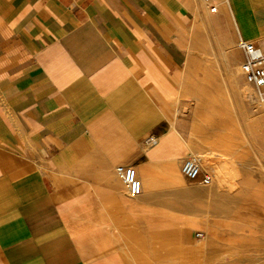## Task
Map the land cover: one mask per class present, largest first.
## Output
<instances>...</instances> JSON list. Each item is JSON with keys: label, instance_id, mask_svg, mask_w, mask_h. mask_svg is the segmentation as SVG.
<instances>
[{"label": "crops", "instance_id": "1", "mask_svg": "<svg viewBox=\"0 0 264 264\" xmlns=\"http://www.w3.org/2000/svg\"><path fill=\"white\" fill-rule=\"evenodd\" d=\"M241 38L264 0H0V264H189L191 97L238 92Z\"/></svg>", "mask_w": 264, "mask_h": 264}, {"label": "rangeland", "instance_id": "2", "mask_svg": "<svg viewBox=\"0 0 264 264\" xmlns=\"http://www.w3.org/2000/svg\"><path fill=\"white\" fill-rule=\"evenodd\" d=\"M235 79L243 83L235 94L220 87L217 95L191 97L187 157L210 151V160L229 162L235 169L227 167V176H235L231 187L220 188L216 175L210 186L199 183L205 217L191 238L189 264H264V105L245 82L241 64ZM181 115L177 107L176 120Z\"/></svg>", "mask_w": 264, "mask_h": 264}, {"label": "built area", "instance_id": "3", "mask_svg": "<svg viewBox=\"0 0 264 264\" xmlns=\"http://www.w3.org/2000/svg\"><path fill=\"white\" fill-rule=\"evenodd\" d=\"M216 9V6L212 7L213 11ZM237 46L243 50L245 55L241 63L242 74L264 105V48L251 40L242 38L237 42ZM154 142H156L155 137H149L146 141L147 144ZM207 154L209 155V152H192L181 167L183 176L203 186H210L215 180V174L206 167ZM116 171L132 195L136 196L142 192V182L134 167L118 165ZM202 235V233H197L196 236L201 237Z\"/></svg>", "mask_w": 264, "mask_h": 264}, {"label": "bare ground", "instance_id": "4", "mask_svg": "<svg viewBox=\"0 0 264 264\" xmlns=\"http://www.w3.org/2000/svg\"><path fill=\"white\" fill-rule=\"evenodd\" d=\"M243 90L245 91V89H243ZM208 152H209V155L208 154L206 155L205 162L207 164L209 162L208 165H210L211 168H214L213 171H214V174L216 175V178L218 179L220 188L233 186V183L230 180H233L235 175L232 174V175H234L233 177H231V175L229 177L227 176L229 174V173L227 174V167L228 168L230 167V166H228L229 162H226L224 159L223 160L222 159L221 160L220 159L217 160L218 157L216 158L217 161L215 159L214 160H210L214 156L212 155V153L210 151H208ZM230 169H231V167H230ZM234 169H235V167H234ZM234 169H231V170H234ZM231 172H233V171H231Z\"/></svg>", "mask_w": 264, "mask_h": 264}]
</instances>
